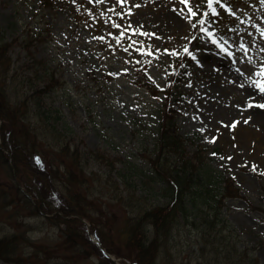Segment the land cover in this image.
I'll use <instances>...</instances> for the list:
<instances>
[{"label": "rangeland", "instance_id": "1", "mask_svg": "<svg viewBox=\"0 0 264 264\" xmlns=\"http://www.w3.org/2000/svg\"><path fill=\"white\" fill-rule=\"evenodd\" d=\"M64 1L63 7L42 11L41 0H0V29L11 45L9 54L16 61L17 76L21 73L29 75L38 68L36 73L43 80V69L39 66L45 63L55 81L67 84L63 89L49 92L43 109L60 111L56 123L59 132L50 141L70 143L85 152H96L84 168V172L94 173L86 176L88 183L85 182L83 187L88 186L92 193L88 201H94L102 214H112L116 220L114 226H122L118 217L123 218L122 214L128 208L115 194L113 183H117L124 193V183L117 174L127 180H137V171L132 173L126 167L134 160L137 167L145 169V158L157 137L158 112L164 96L157 91L149 93L139 82L144 79L131 69L127 52L120 54V47L127 46L139 53L147 49L144 60L150 59L151 63L144 74L148 82L163 88L167 85L164 79L167 52L164 49H175L171 52L179 58L183 51L181 47L188 46L195 57L188 56L191 60L184 61L187 71L192 73L191 80L175 83L164 102L176 111V133L187 139L186 151L194 153L200 149L199 154L206 159L209 172L205 177L212 185L218 180L224 185V179H231L244 198L226 199L221 207L220 217L226 223L218 222L212 226L215 232L221 233L215 251L209 243L207 249L200 250L194 243L195 231L180 225L174 234L177 240L170 242V264H264V118L255 123L252 119L249 121L254 113L259 115L264 108L255 102L246 106L250 97L259 95V100L264 99L258 91L253 96L249 83V77H256L258 65L264 64V0H226L233 12L219 9L221 17L205 25L216 30V35L236 53L235 56H229L213 45L202 31L195 41L191 40L189 14L182 0H129L126 5H120L116 0H101L100 3ZM189 1L197 8V0ZM135 4L139 7H134ZM113 5L115 10L109 11ZM72 6L78 13V21L73 17ZM129 7L131 14L125 10ZM122 11L124 17L116 15ZM113 21L122 27H114ZM122 31L126 32L125 38L119 36ZM27 33L31 40L26 46L24 36ZM105 36L112 42L103 44L101 39ZM244 44L248 45L247 56L243 54ZM27 51L33 54L37 64L28 59ZM125 68L126 72L123 71ZM41 84L37 89L43 86ZM16 87L18 80L10 83L8 90ZM221 109L234 113L235 122L223 124L220 114L216 115ZM24 123L30 124L29 121ZM34 146L44 152L48 145L37 140ZM53 149L52 145L51 153ZM56 154L57 159L51 155L53 162L61 165L59 156L66 155L59 151ZM44 157L51 161L49 156ZM6 168L0 167V183L9 179ZM79 169L77 167L75 171ZM63 170L57 169L53 176L62 180ZM27 171L17 170L14 176L16 179L31 176L32 173ZM78 174L82 177L83 172L79 170ZM19 184L23 186L21 180ZM158 188L155 186L154 189ZM136 193L140 191L136 190ZM64 195L52 198L44 195V199L62 207L67 202ZM151 199L159 204L164 202L163 198ZM87 210L88 217L66 231L65 225L55 217V214L62 215L61 211L45 215L18 199L13 201L6 197L4 200L1 196L0 242L4 241L7 246L11 241L13 258L11 255L10 258L21 259L24 264H109L101 260L95 246L76 233L79 229L86 233V230L91 232L96 228L104 234L111 227L103 225L100 212L95 214L91 206H87ZM50 216L52 220L48 218ZM68 236H71V243L67 242ZM114 240L122 244L115 236ZM235 243L237 250L247 254L238 257L234 251L223 250L234 247ZM114 251L118 255L120 250L114 247ZM124 254L126 252L121 250V259L113 255L116 264L119 260L120 264L132 262V258ZM0 264L12 263L0 258Z\"/></svg>", "mask_w": 264, "mask_h": 264}, {"label": "trees", "instance_id": "2", "mask_svg": "<svg viewBox=\"0 0 264 264\" xmlns=\"http://www.w3.org/2000/svg\"><path fill=\"white\" fill-rule=\"evenodd\" d=\"M53 2L55 0H43L41 10L54 8ZM29 40L31 35L27 33L24 36L26 46ZM10 47L4 32L0 29V120L2 121L0 138L1 146L11 156L9 163L7 156L0 151V167L6 166L9 170V179L0 183V199L1 196L4 200L6 197L13 201L18 199L37 213L39 208L45 214L61 211L65 216L79 214L84 218L88 217L87 206H91L95 214L101 213L104 219L103 225L111 226L104 234L96 228L93 229L97 239L109 252H115L114 247L126 252L124 255L132 258L134 264L172 263V255L168 254L170 242L177 240L174 234L179 230L180 225L188 226L195 231L194 243L200 250L207 249L208 243L214 251L216 250L217 239L221 238V233L215 232L212 226H216L218 222L224 224L226 222L220 217L224 200L244 197L238 193L231 179H224L222 181L224 185L219 180L212 185L205 177L209 169L206 159L199 154L201 150L197 149L194 153L186 151L185 139L175 134L174 122L168 113H163L158 122V135L151 151L147 153L146 168H139L134 162H130L126 167L132 173L137 171V180L121 178V174L118 173L124 183L125 194L121 193L117 183H113V188L118 190V198L131 212L129 216L123 218V221L118 220L122 226L117 228L114 226L116 220H113L112 214H102L103 211L94 208V205L88 201L92 193L89 192L88 186L83 188L85 182L88 183L87 177L81 178L78 174L79 170L84 171L96 152L85 153L77 146H71L70 143L50 141L55 133L59 132L56 126L58 116L50 110L44 111L42 107L45 105L44 98L48 96L47 92L55 90L58 82L45 63L39 66L43 69L42 76L45 79L42 80L36 73L38 68L32 73L29 72V75L21 73L18 78L16 61L12 60L9 54ZM27 54L28 59L31 58L32 62L36 63L33 54L28 51ZM132 65L134 68H139L137 62H132ZM17 80L18 87L9 91L8 85ZM37 83H42L43 86L37 89L39 86ZM24 121H29L30 124L27 125ZM37 140L47 142L48 146L44 152L35 148L34 143ZM52 145L53 153H51ZM56 151L66 155V157L59 156L62 158L61 165L53 162L57 156ZM42 154L49 156L51 161L45 160ZM77 167L80 169L76 172ZM59 168H64L60 177L62 180H57L53 176ZM17 170L27 173L29 170L32 174L29 177L25 175L22 179H16L14 172ZM89 173V176L94 175L93 171ZM15 180L18 183L20 180L23 182L24 189L31 195L34 203L23 195ZM155 186H159L158 190L154 189ZM74 188H78L79 191L73 190ZM136 190L140 193L137 194ZM11 192L15 194H10ZM56 193L66 197V205L59 207L55 203L45 201L44 195L52 198ZM151 197L163 198L164 202L156 203ZM55 217L65 225L66 231L74 229L75 224L79 223V219L75 217L64 219L58 214H55ZM48 218L53 219V217ZM61 223L58 222V225ZM82 231L79 229L76 233L93 245ZM114 236L119 238L122 244L116 242ZM70 237L67 238L68 243H71ZM206 239L211 240L209 242ZM3 242H0V258L12 264H24L21 259H11L13 258L11 241L7 242V246H4ZM235 246L236 243L227 250L234 251L238 257L247 254L245 251L237 250ZM100 257L102 261L113 264L101 254Z\"/></svg>", "mask_w": 264, "mask_h": 264}, {"label": "snow or ice", "instance_id": "3", "mask_svg": "<svg viewBox=\"0 0 264 264\" xmlns=\"http://www.w3.org/2000/svg\"><path fill=\"white\" fill-rule=\"evenodd\" d=\"M93 2L95 3H100L101 0H93ZM129 2V0H116V3L120 4V5H126ZM182 3L188 5L187 7V13L190 14L189 15V19L192 18H198L199 19V30L202 31L203 33L206 34V36L211 40L212 44L217 46L221 51L225 52V54L229 55V56H235L236 53L231 51L227 45L222 41V39L216 35V30L213 28H209L206 27L205 25H207L210 22V18L212 15H217L218 13V9L219 8H223L224 10L228 11L229 13L233 12V9L231 8V6L226 2V0H205V3L207 5V8L201 13L197 10V8H194L192 5L189 4V0H182ZM134 7H139V4H135ZM208 9H211V12L208 11ZM115 10V5H113L109 11H114ZM127 11V13L131 14L132 13V8H126L125 9ZM102 15H106V13H102ZM117 16H121L124 17V12H118L116 13ZM202 17V18H201ZM129 26H131V20L128 21ZM113 26L116 28H121L122 25L119 23H116L115 21H113ZM193 28H197V25L195 23L192 24ZM259 27V26H258ZM133 32H135V29H132ZM141 34H144L143 29H141ZM126 35V32L122 31L119 33L120 37H124ZM262 36H264V31H262ZM198 37L197 36H192L191 40H196ZM188 39V38H185ZM119 42V41H118ZM247 49H248V45L244 44L243 45V54L247 56ZM141 51H147V49L141 50ZM164 51H172L175 52V49H164ZM262 51H264V49H262ZM183 52L185 54H187L188 56L192 57L193 59H195V57L193 56L192 51L190 50V48L188 46L183 47ZM177 55H179V53H176ZM123 71H127V69H123ZM249 83L252 86V92H253V96L255 95V93L258 91L262 97H264V64H260L257 67V71H256V77L252 78L249 77ZM257 103V105L261 108H264V99H260V100H253L252 97L249 98V103L248 107H250L252 105V103ZM246 122V121H245ZM201 131H203V129H201ZM214 139V138H213ZM215 155V153H214Z\"/></svg>", "mask_w": 264, "mask_h": 264}, {"label": "bare ground", "instance_id": "4", "mask_svg": "<svg viewBox=\"0 0 264 264\" xmlns=\"http://www.w3.org/2000/svg\"><path fill=\"white\" fill-rule=\"evenodd\" d=\"M172 19V18H171ZM259 96V95H257ZM257 96L253 97V100H259ZM260 113V114H259ZM259 115H255V113L252 115V118H249V121L252 119L255 122H259L262 118H264V111L259 112ZM220 114L221 116V122L225 125H229L235 122L236 117H234V113H228L226 110L221 109V111H218L216 115ZM251 123V122H250Z\"/></svg>", "mask_w": 264, "mask_h": 264}]
</instances>
